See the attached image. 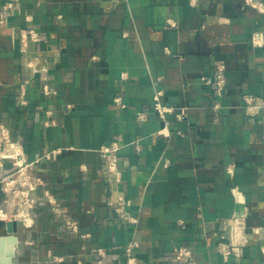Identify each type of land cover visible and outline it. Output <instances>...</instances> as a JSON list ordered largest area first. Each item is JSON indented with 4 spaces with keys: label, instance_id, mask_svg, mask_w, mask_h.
<instances>
[{
    "label": "crops",
    "instance_id": "1",
    "mask_svg": "<svg viewBox=\"0 0 264 264\" xmlns=\"http://www.w3.org/2000/svg\"><path fill=\"white\" fill-rule=\"evenodd\" d=\"M28 27L40 42L29 40ZM23 49L36 61L31 75ZM217 63L226 75L219 95L202 79ZM43 74L55 93H42ZM156 89L185 115L162 119L152 108ZM244 95L264 100V12L244 0H18L0 24V121L29 159L61 147L34 172L87 235L67 232L40 204L29 228L9 231L0 221V264H124L132 236L139 264H177L171 256L181 244L199 264H219L233 213L244 218L247 241L228 264H264V107L247 113ZM112 140L119 183L97 152ZM114 188L129 198L136 224L115 217L107 203Z\"/></svg>",
    "mask_w": 264,
    "mask_h": 264
},
{
    "label": "built area",
    "instance_id": "2",
    "mask_svg": "<svg viewBox=\"0 0 264 264\" xmlns=\"http://www.w3.org/2000/svg\"><path fill=\"white\" fill-rule=\"evenodd\" d=\"M195 0H190L194 3ZM246 4L251 5L255 9L264 12V5L259 1L244 0ZM18 0H4L0 5V24L6 23L8 16L14 11ZM167 23L175 25V21L167 19ZM30 41L37 43L41 41L39 32L33 27H28L25 30ZM251 41L254 44H261L257 32L251 36ZM21 61L28 68L30 75L34 73L36 67L35 58L29 56L26 50H22ZM204 83H209L214 89V93L221 94L226 81L225 67L222 63H217L214 67L212 76L203 77ZM41 91L45 95L55 93L54 88L47 82L45 74L40 75ZM29 77L24 78L19 83L18 99L20 103H25L24 89L28 83ZM162 94L161 89H156L152 96V108L163 119L166 113H173L175 117L182 118L185 115L186 107H175L164 104L160 101ZM119 102V98H115ZM243 103L247 113L254 114L260 108L264 107V100L252 95H244ZM70 103L67 106L70 107ZM214 108L218 107V103L213 104ZM46 118L43 120V125L47 126L53 122L49 118V111L45 112ZM138 119L143 118L142 112H137ZM264 139V133H263ZM120 144L117 141H110L108 144L100 145L97 152L102 159L103 168L108 177L115 183L121 180V169L118 166L117 152ZM61 147H53L45 150L40 157L29 159L22 148L20 142L15 140L9 128L0 121V168L3 167L4 161L9 162V170L0 176V189L5 197V203L0 200V221H14L17 225L23 228H29L33 224L32 211L40 204H45L58 217L63 228L72 234L86 236V233H80L77 221L69 216L59 205L57 196L50 191L46 186L44 179L34 172V167L41 159H53L59 152ZM230 171V167H228ZM39 191V192H38ZM232 193L235 201L239 200V191L233 187ZM108 205L112 208L115 217L126 224H136L137 218L130 212V200L126 198L122 191L114 188L108 199ZM182 224V221H179ZM227 230L231 231V237L228 240H221L217 244V251L220 255L219 264H228V260L232 254H240L241 246L247 241L245 235V220L242 216L233 213L227 221ZM223 237V236H222ZM138 241L135 237H131L123 249L124 264H139L136 255ZM98 255L97 263H101L104 254L103 248H95ZM264 254V247L262 248ZM51 261L59 262L62 256L48 253ZM177 264H199L194 256L193 251L187 245H178L173 248L172 256Z\"/></svg>",
    "mask_w": 264,
    "mask_h": 264
},
{
    "label": "water",
    "instance_id": "3",
    "mask_svg": "<svg viewBox=\"0 0 264 264\" xmlns=\"http://www.w3.org/2000/svg\"><path fill=\"white\" fill-rule=\"evenodd\" d=\"M5 227H6V229L9 230V231L14 230L15 227H16V223H15L14 221H8V222H5ZM7 239H8V241H9L10 244L13 243V242H15V238H14V236H9ZM9 246H10V245H9ZM10 248H11V247H10Z\"/></svg>",
    "mask_w": 264,
    "mask_h": 264
}]
</instances>
